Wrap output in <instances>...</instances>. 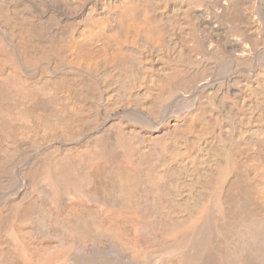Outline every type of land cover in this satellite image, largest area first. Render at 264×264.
<instances>
[{"label": "bare ground", "instance_id": "6f19581e", "mask_svg": "<svg viewBox=\"0 0 264 264\" xmlns=\"http://www.w3.org/2000/svg\"><path fill=\"white\" fill-rule=\"evenodd\" d=\"M0 264H264V0H0Z\"/></svg>", "mask_w": 264, "mask_h": 264}]
</instances>
